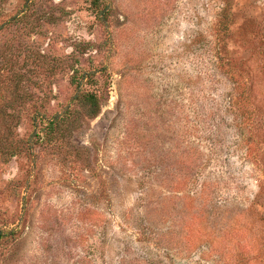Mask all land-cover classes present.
I'll use <instances>...</instances> for the list:
<instances>
[{
	"label": "rangeland",
	"instance_id": "obj_1",
	"mask_svg": "<svg viewBox=\"0 0 264 264\" xmlns=\"http://www.w3.org/2000/svg\"><path fill=\"white\" fill-rule=\"evenodd\" d=\"M94 5L0 0V264H264V0Z\"/></svg>",
	"mask_w": 264,
	"mask_h": 264
},
{
	"label": "trees",
	"instance_id": "obj_2",
	"mask_svg": "<svg viewBox=\"0 0 264 264\" xmlns=\"http://www.w3.org/2000/svg\"><path fill=\"white\" fill-rule=\"evenodd\" d=\"M99 0H94V6H97ZM101 16V15H100ZM82 78V77H81ZM79 77H74L73 82L77 85V94L75 95V101L78 105H80L84 110L87 116H97L100 112V105H101V96L99 95V91L95 90H88L82 89V79ZM92 80V79H89ZM88 82V81H87ZM239 84L236 83L235 91L238 90ZM238 100L234 101L235 109H239V104H241L242 95L237 97ZM76 110L71 109L66 111L64 114L57 116L51 120H48L46 124V131L45 140L52 141L54 140L55 136L60 135L63 133V129L66 126L67 120L71 118V116L75 115ZM245 124V121H243ZM245 126H248L245 124ZM42 136V135H41ZM249 141V140H248ZM247 141V142H248ZM130 211V210H129ZM17 228H10V229H0V246H4L6 242H10L15 238V232Z\"/></svg>",
	"mask_w": 264,
	"mask_h": 264
}]
</instances>
